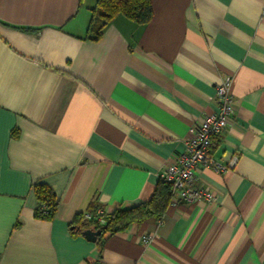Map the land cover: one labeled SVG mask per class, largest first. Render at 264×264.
<instances>
[{
	"label": "crops",
	"instance_id": "obj_1",
	"mask_svg": "<svg viewBox=\"0 0 264 264\" xmlns=\"http://www.w3.org/2000/svg\"><path fill=\"white\" fill-rule=\"evenodd\" d=\"M151 1L148 23L118 14L94 40L97 0H0V264H264V0ZM229 76L235 115L212 147L229 167L197 172L216 200L74 231L92 203L149 200Z\"/></svg>",
	"mask_w": 264,
	"mask_h": 264
},
{
	"label": "trees",
	"instance_id": "obj_2",
	"mask_svg": "<svg viewBox=\"0 0 264 264\" xmlns=\"http://www.w3.org/2000/svg\"><path fill=\"white\" fill-rule=\"evenodd\" d=\"M122 14L127 18L141 24L148 23L153 17V5L151 0H97L92 8V15L88 27L87 37L98 40L102 37L104 28L115 16ZM34 190L38 198L36 215L40 218H51L55 215L60 199L57 192L46 182L38 181L34 184ZM171 185L160 180L152 197L144 202L129 208H118L112 214H106L103 208L92 203L87 212L92 214L87 218L85 213L78 214L73 224L74 231L92 229L100 230V236L107 233L114 234L126 229L132 223H141L151 217L161 218L167 207L171 204ZM105 214V222L102 223L98 210Z\"/></svg>",
	"mask_w": 264,
	"mask_h": 264
},
{
	"label": "built area",
	"instance_id": "obj_3",
	"mask_svg": "<svg viewBox=\"0 0 264 264\" xmlns=\"http://www.w3.org/2000/svg\"><path fill=\"white\" fill-rule=\"evenodd\" d=\"M230 84V76L219 84L216 95L220 110L206 114L197 126L190 129L185 150L177 154L174 163L168 164L160 174V179L171 185V204L199 201L210 203L216 200L215 193L198 181L197 172L204 169L223 172L229 167L213 157L212 147L216 139L232 124L230 118L235 115ZM233 164L234 161L230 166ZM98 214L104 223V211L99 209ZM85 215L87 218L92 217L89 212ZM143 241L149 243L152 240L150 236H143Z\"/></svg>",
	"mask_w": 264,
	"mask_h": 264
},
{
	"label": "water",
	"instance_id": "obj_4",
	"mask_svg": "<svg viewBox=\"0 0 264 264\" xmlns=\"http://www.w3.org/2000/svg\"><path fill=\"white\" fill-rule=\"evenodd\" d=\"M84 236L90 241H96L101 234L100 230L94 231L92 229H86L83 232Z\"/></svg>",
	"mask_w": 264,
	"mask_h": 264
}]
</instances>
